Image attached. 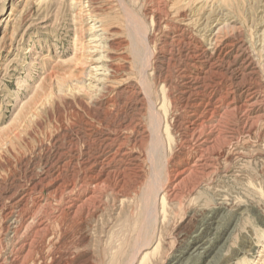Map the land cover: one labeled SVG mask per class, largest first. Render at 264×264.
<instances>
[{"label":"rangeland","instance_id":"obj_1","mask_svg":"<svg viewBox=\"0 0 264 264\" xmlns=\"http://www.w3.org/2000/svg\"><path fill=\"white\" fill-rule=\"evenodd\" d=\"M0 10V264H264V0Z\"/></svg>","mask_w":264,"mask_h":264},{"label":"bare ground","instance_id":"obj_2","mask_svg":"<svg viewBox=\"0 0 264 264\" xmlns=\"http://www.w3.org/2000/svg\"><path fill=\"white\" fill-rule=\"evenodd\" d=\"M0 12H1V10H0ZM96 41V40H95ZM98 41V40H97ZM78 43V42H77ZM79 45V43L78 44H76V46H74V48H76L77 46ZM27 52H28V50H27ZM197 160H199V159H197ZM12 201V200H11ZM1 221V220H0ZM207 225V224H206ZM219 225V224H218ZM205 231H208V228H206V230ZM202 233V232H201ZM199 236V235H198ZM208 240V239H207ZM207 240H205L204 242L202 241V240H199V239H195V244H193V248L190 250V251H188L187 252V254L189 255V256H192V255H194L195 253H200L201 251H203L204 250V246L208 243V241ZM203 242V243H202ZM189 249V246L187 245V246H185L184 248H183V250H188ZM155 250V249H154ZM137 253V252H136ZM161 255V254H160ZM187 255V256H188ZM136 256V255H135ZM144 258H146L145 256H144ZM185 260V263H183V264H186L187 262H188V257L187 258H185L184 259ZM158 262V261H157ZM162 263V262H161ZM140 264H142V261H141V263ZM181 264V263H180Z\"/></svg>","mask_w":264,"mask_h":264}]
</instances>
